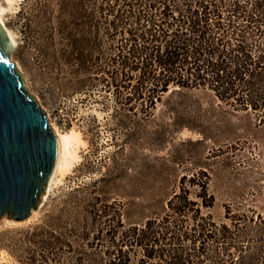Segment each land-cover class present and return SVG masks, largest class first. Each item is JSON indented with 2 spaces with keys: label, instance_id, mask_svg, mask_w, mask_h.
<instances>
[{
  "label": "rangeland",
  "instance_id": "obj_1",
  "mask_svg": "<svg viewBox=\"0 0 264 264\" xmlns=\"http://www.w3.org/2000/svg\"><path fill=\"white\" fill-rule=\"evenodd\" d=\"M48 1L0 0L4 24L16 41L9 59L16 63L27 92L45 111L51 127L61 134L73 130L80 140L71 146L75 154L72 166L56 174L31 219L14 222L0 218V264H115L121 232L143 225L148 217L160 220L170 214L168 198L178 191L187 192L200 215L210 217L217 226L227 224L232 229L231 219L237 217L244 245L257 246L252 240L257 233L264 235V227L255 224L258 216L264 220L261 128L255 138L241 131L232 137L203 138L187 128L163 137L155 135L159 128H170L168 94L147 115L140 103H135V109L123 104L129 89L117 90L112 84L114 69L107 58L116 43L110 41L103 45L106 59L93 63L87 76L90 81L82 91L62 88L42 55V30L47 25L41 15ZM238 2L247 10L254 4V0ZM75 76L61 75L72 82ZM206 107L208 101L203 102ZM221 109L231 111L224 105ZM235 113L227 115V121L239 128L242 113ZM150 168L158 171V177L150 171L141 174L140 170ZM101 175L108 180L94 182ZM46 215L51 227L41 240L49 245L41 247L31 237L32 226ZM191 215H171V223L189 230ZM109 230L115 232L114 238ZM121 247L128 264H136L143 256L138 246L127 243Z\"/></svg>",
  "mask_w": 264,
  "mask_h": 264
},
{
  "label": "trees",
  "instance_id": "obj_2",
  "mask_svg": "<svg viewBox=\"0 0 264 264\" xmlns=\"http://www.w3.org/2000/svg\"><path fill=\"white\" fill-rule=\"evenodd\" d=\"M41 17L47 25L42 55L62 88L82 91L93 63L106 59L103 45L110 41L116 43L107 58L114 69L112 84L129 89L123 104L135 109L140 103L147 115L168 94L170 128L155 135L187 128L203 138L240 131L255 138L261 128L264 137V0H254L248 10L238 0H49ZM65 73L76 75L75 82L64 81ZM235 112L242 113L239 128L227 121ZM146 171L158 177L156 169L140 170ZM105 180L101 175L94 182ZM202 189L205 193L204 184ZM196 205L187 192H174L167 201L170 214L148 217L121 232L115 264H128L121 249L127 243L143 252L136 264H264V235L252 240L257 246H245L237 217L232 229L217 226ZM189 213V230L171 223V215ZM119 215L114 218L120 226ZM48 216L32 226L31 237L41 247L49 245L41 240L51 227ZM255 224L264 227L262 217Z\"/></svg>",
  "mask_w": 264,
  "mask_h": 264
},
{
  "label": "water",
  "instance_id": "obj_3",
  "mask_svg": "<svg viewBox=\"0 0 264 264\" xmlns=\"http://www.w3.org/2000/svg\"><path fill=\"white\" fill-rule=\"evenodd\" d=\"M13 48L0 21V218L22 222L47 193L58 141L47 114L9 59Z\"/></svg>",
  "mask_w": 264,
  "mask_h": 264
},
{
  "label": "bare ground",
  "instance_id": "obj_4",
  "mask_svg": "<svg viewBox=\"0 0 264 264\" xmlns=\"http://www.w3.org/2000/svg\"><path fill=\"white\" fill-rule=\"evenodd\" d=\"M3 12H4V8H2V6H0V21L4 24V19L2 17ZM4 26H5V24H4ZM6 30H7V33L9 35L10 39L12 40L13 44L15 45L16 41L13 37V34L7 28H6ZM54 132H55V135H56L57 141H58V154H57L56 165L54 168V176L52 175L50 178L47 191H49L52 183L54 182V180L56 178V174L61 173L62 171L64 172V170L66 171L67 169L69 170L68 167L71 165L72 161L75 160L74 159L75 154L73 152L74 149H72L71 146L73 143H75V142L77 143V140H80V138L78 139V134L76 132H74L73 130H70L69 132L63 133V134L57 132L56 130H54ZM44 199H45V195L42 196V202L44 201ZM33 216H34V211L32 212V215L28 218V220L31 219Z\"/></svg>",
  "mask_w": 264,
  "mask_h": 264
}]
</instances>
